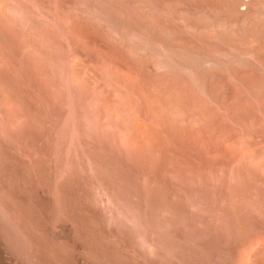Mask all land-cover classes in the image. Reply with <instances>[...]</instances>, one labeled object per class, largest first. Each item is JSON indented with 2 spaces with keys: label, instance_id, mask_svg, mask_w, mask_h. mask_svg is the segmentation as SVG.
<instances>
[{
  "label": "rangeland",
  "instance_id": "obj_1",
  "mask_svg": "<svg viewBox=\"0 0 264 264\" xmlns=\"http://www.w3.org/2000/svg\"><path fill=\"white\" fill-rule=\"evenodd\" d=\"M0 264H264V0H0Z\"/></svg>",
  "mask_w": 264,
  "mask_h": 264
}]
</instances>
